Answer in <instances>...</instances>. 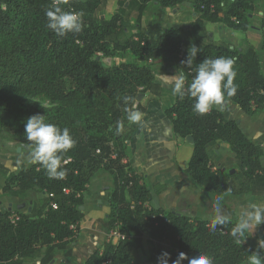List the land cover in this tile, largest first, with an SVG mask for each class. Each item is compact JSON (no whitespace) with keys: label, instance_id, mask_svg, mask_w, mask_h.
<instances>
[{"label":"trees","instance_id":"trees-1","mask_svg":"<svg viewBox=\"0 0 264 264\" xmlns=\"http://www.w3.org/2000/svg\"><path fill=\"white\" fill-rule=\"evenodd\" d=\"M107 1L0 0V134L30 150L24 124L28 117L39 114L48 123L67 127L76 141L64 155L66 175L62 179L50 178L35 163L16 173L0 164L5 177L2 194L19 199L29 191L42 195L38 207L29 212H0V264H51L58 252L71 256L87 186L99 170L110 174L113 185L109 215L99 224L109 232L117 227L125 238L104 242L83 264H159L158 257L164 252L169 254L168 264L181 252L189 258L207 254L212 264L248 263L253 252L264 259L250 243L247 231L233 235L239 221L226 204L227 198L240 195L253 197L254 203L264 202V150L236 121L225 119L214 108L203 115L194 112L189 89L204 59L232 58L237 91L225 100L248 116L264 109L261 53L247 41L246 49L241 50L209 31L210 26L218 25L246 37L256 20L264 48V0H117V10L108 20L99 14ZM54 6L83 12L82 32L59 37L48 29L45 13ZM152 6L162 10L189 7L194 18L174 26L151 15L144 28L143 18ZM126 11L136 13L135 33L126 26ZM192 46L200 49L195 58ZM118 55L123 61L114 65ZM188 56L190 64L186 63ZM107 58L110 65L103 62ZM174 70L183 77V96L176 95L174 104L163 110L170 123L173 151L179 139L192 138V154L184 173L216 205L228 209L231 217L222 226L174 211L147 209L144 204L152 200L154 186L144 183L142 175L122 162L136 132L126 119V110L144 113L143 102L160 98L156 75ZM139 95L142 98L137 101ZM38 97L48 105L32 101ZM219 141L227 143L234 154L237 174L212 170L206 147ZM13 215L16 219L11 222ZM143 234L149 238L150 248L147 256L138 259Z\"/></svg>","mask_w":264,"mask_h":264},{"label":"crops","instance_id":"crops-1","mask_svg":"<svg viewBox=\"0 0 264 264\" xmlns=\"http://www.w3.org/2000/svg\"><path fill=\"white\" fill-rule=\"evenodd\" d=\"M182 9L185 8L175 9L173 12L180 14ZM116 10L117 0H108L104 13L111 16ZM165 10L167 9L157 8L156 12L161 16ZM135 14L131 11L124 12L126 26L130 33L136 32L134 27ZM100 15L105 17L102 13ZM151 19V14L147 12L143 18L142 26L145 28ZM163 20L160 17V21ZM168 24L173 25L172 22ZM174 26H182V24ZM227 42L233 45L232 42ZM262 63L264 65V58H262ZM175 75L180 76L177 70L170 74L156 75V81L161 87L160 98L157 101L142 103L145 108L142 123H131L136 132L128 143L127 157L122 162L128 163L134 173L142 175L144 183L154 186L152 200L148 204H144L147 209L174 211L177 215L209 221L217 215V205L211 196L192 184L187 174L184 173L192 154V143L187 138L179 139L178 148L174 153L170 123L163 115V110L171 107L175 102L176 95L173 94L172 90L175 81L170 79ZM213 108L221 113L225 119L236 121L245 135L264 150V109L254 116H248L228 100ZM15 150L20 151V156H22L18 155L16 158H21L18 160L20 161L19 169L23 165L27 167L33 165L28 164L23 159L30 151L28 148L20 145ZM206 153L213 171L222 170L234 175L238 173V162L227 143L219 141L213 146H207ZM261 163L264 165V156L261 158ZM0 164L6 168L10 167L8 161L0 160ZM13 165L18 167V162H13ZM2 176L3 174L0 173V192L5 179ZM112 186V178L105 170H99L93 175L84 197L83 219L76 239L70 246L71 256L64 257L62 252H58L51 264H83L95 249L100 248L107 241L110 232L102 228L99 221H105L109 215L108 198ZM41 197V194L34 191L27 192L24 199L9 196L6 198L0 195V212L2 210L11 211L13 214L29 212L33 206L38 207V201ZM226 204L234 211L239 221L241 214L245 212L248 206L254 204V198L249 195L229 197L226 199ZM219 212L226 217H231L225 206H219ZM247 232L250 234L249 229ZM141 239L142 243L149 242L146 234H143ZM143 249L144 251L138 259L147 256L148 249L145 246ZM26 264H39V262L29 261ZM140 264L152 263L141 261Z\"/></svg>","mask_w":264,"mask_h":264},{"label":"clouds","instance_id":"clouds-1","mask_svg":"<svg viewBox=\"0 0 264 264\" xmlns=\"http://www.w3.org/2000/svg\"><path fill=\"white\" fill-rule=\"evenodd\" d=\"M47 28L57 36L64 37L69 33H80L83 30V12L67 11L60 6H54L45 13ZM198 51L195 46L191 47V55L196 57ZM187 64H190L189 56ZM235 61L228 57H217L215 59H204L196 68L195 76L189 86L190 96L194 98L193 111L197 114H207L213 107L224 103L226 97L236 94L237 86L234 84L236 71ZM167 77V76H166ZM169 78V77H168ZM175 81L172 88L173 94L183 96L184 80L182 76L171 77ZM144 114L138 110H126V119L132 124H141ZM122 128V124L120 125ZM26 140L31 142L30 151L27 153L28 164H39L53 179H62L66 175L63 164L66 163L64 155L75 147L73 139L67 127L61 129L55 124L45 121L44 115H33L28 117L24 124ZM229 217L219 212L217 204V215L213 218V226H222L229 221ZM264 224V202L254 203L241 214L239 222L233 228V235H242L249 228ZM169 254L164 252L158 257L159 264H168ZM212 264V259L203 253L189 258L181 252L172 264ZM248 264H264V259L253 252L248 255Z\"/></svg>","mask_w":264,"mask_h":264},{"label":"rangeland","instance_id":"rangeland-1","mask_svg":"<svg viewBox=\"0 0 264 264\" xmlns=\"http://www.w3.org/2000/svg\"><path fill=\"white\" fill-rule=\"evenodd\" d=\"M175 9H167L163 12V15L160 16V14H158L157 9H155V6H152L149 8L148 13L153 15L157 20H160V17L163 18L164 20L162 21L163 23H169L172 22L173 25H180V24H186L188 23L190 20H192L194 14L191 10V8L186 7L185 9H182V11L180 12V14H176V12H173ZM102 13L103 16H105V19H109L111 16H108L104 13V10L99 12V14ZM259 15H261V12H259ZM222 30V31H220ZM209 31L211 32V34L217 38V39H221L225 42L230 41L232 42L233 46L239 47L241 50H245L247 45L246 42H249L251 45H253L262 55V58H264V48L262 46V38H261V30L258 28V21H253V29L251 30V32H249V34L244 37V35L237 33V35H232L230 31L226 30L224 27L222 26H210L209 27ZM123 61V56L122 55H118L115 56L113 58L112 63L114 65H117L119 63H121ZM264 67V65H263ZM33 102L40 104V105H48V102L41 97H38L36 99L32 100ZM145 103V102H143ZM264 120V119H263ZM16 147H20V145L17 143L16 140L11 139L9 136H7L6 134H0V160H4V161H8L9 162V169L16 173L19 170V165H20V161L21 158H18V155L20 156V151L17 152L15 149ZM22 157V156H20ZM23 159L25 161L26 157H23ZM13 162H18V167L16 165H13ZM24 166V165H23ZM2 178H5L4 175L2 176ZM0 195L4 196V197H8L7 195H4L0 192ZM40 202V200L38 201V203ZM5 202L3 201V204ZM3 212V210L1 211ZM16 213V212H14ZM102 227V226H101ZM100 227V229H101ZM103 228V227H102ZM250 231V238H251V243L258 249L260 250L263 254H264V224H261L259 226H253L251 228H249ZM108 240V239H107ZM142 240V239H141ZM163 247L165 245V243L161 244ZM145 246L146 249L150 248L149 243L147 242H140L138 244V251H137V257H141V254L143 253L144 249L143 247Z\"/></svg>","mask_w":264,"mask_h":264},{"label":"built area","instance_id":"built-area-1","mask_svg":"<svg viewBox=\"0 0 264 264\" xmlns=\"http://www.w3.org/2000/svg\"><path fill=\"white\" fill-rule=\"evenodd\" d=\"M159 217L165 218L164 215H159ZM10 219H11V222H14V220L16 219V216L13 215ZM124 238L125 236L120 234L118 228L116 227L110 231L108 240H111L112 243H117V241L123 240Z\"/></svg>","mask_w":264,"mask_h":264},{"label":"water","instance_id":"water-1","mask_svg":"<svg viewBox=\"0 0 264 264\" xmlns=\"http://www.w3.org/2000/svg\"><path fill=\"white\" fill-rule=\"evenodd\" d=\"M96 60H100V58L97 57ZM103 62H104L106 65H110V64H111V60H110L109 58H107V59H103ZM141 98H142V95H139L138 98H137V101H139ZM187 139L192 143V138L188 137ZM23 147H25V146L23 145ZM25 148H26V147H25ZM231 172H232V171H231Z\"/></svg>","mask_w":264,"mask_h":264}]
</instances>
